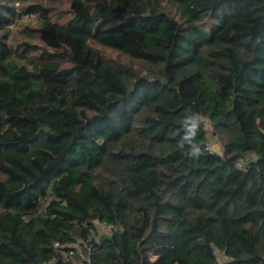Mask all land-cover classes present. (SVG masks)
<instances>
[{
    "label": "trees",
    "instance_id": "trees-1",
    "mask_svg": "<svg viewBox=\"0 0 264 264\" xmlns=\"http://www.w3.org/2000/svg\"><path fill=\"white\" fill-rule=\"evenodd\" d=\"M67 14L0 0V264H264V0Z\"/></svg>",
    "mask_w": 264,
    "mask_h": 264
},
{
    "label": "rangeland",
    "instance_id": "rangeland-1",
    "mask_svg": "<svg viewBox=\"0 0 264 264\" xmlns=\"http://www.w3.org/2000/svg\"><path fill=\"white\" fill-rule=\"evenodd\" d=\"M34 2H41L43 4H46V6H49L52 11L53 18H57V16H61L62 18L64 16H67V12L69 9V0H33ZM48 4V5H47ZM64 19V18H63ZM40 23V19H38L35 15L34 16H24L15 26H12V42L16 46L17 44H20L24 40H28L29 38L27 36H24V28L25 26H37ZM32 42H36L40 44L41 46H44L43 43L38 41L37 39H31ZM102 53H104L108 58L112 59H119L122 62L130 63L131 61L125 57L124 55H121L115 50H111L109 48L96 46ZM209 127V125H208ZM210 140L213 144V147L216 152L222 151V145L218 138L210 136ZM109 229L105 228V231H108Z\"/></svg>",
    "mask_w": 264,
    "mask_h": 264
},
{
    "label": "built area",
    "instance_id": "built-area-1",
    "mask_svg": "<svg viewBox=\"0 0 264 264\" xmlns=\"http://www.w3.org/2000/svg\"><path fill=\"white\" fill-rule=\"evenodd\" d=\"M207 149H209L210 151H215L212 142H210L208 144ZM239 165H242V162H239ZM96 228L98 229V232L100 233V232H102L104 230L105 225H104V223L103 224L102 223H97L96 224ZM73 254H74V250L73 249L69 250L68 252H63L62 253L64 259H68ZM225 260H227V256H225L223 254H219L218 255V261L219 262H222V261H225ZM48 264H56V259L54 258Z\"/></svg>",
    "mask_w": 264,
    "mask_h": 264
},
{
    "label": "clouds",
    "instance_id": "clouds-1",
    "mask_svg": "<svg viewBox=\"0 0 264 264\" xmlns=\"http://www.w3.org/2000/svg\"><path fill=\"white\" fill-rule=\"evenodd\" d=\"M188 139V137H185V140H187ZM183 143H184V141H181L180 142V146L182 147L183 146Z\"/></svg>",
    "mask_w": 264,
    "mask_h": 264
}]
</instances>
